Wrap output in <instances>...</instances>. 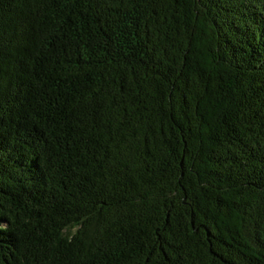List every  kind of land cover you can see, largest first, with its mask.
<instances>
[{"label":"trees","instance_id":"obj_1","mask_svg":"<svg viewBox=\"0 0 264 264\" xmlns=\"http://www.w3.org/2000/svg\"><path fill=\"white\" fill-rule=\"evenodd\" d=\"M0 264H264V0H0Z\"/></svg>","mask_w":264,"mask_h":264}]
</instances>
